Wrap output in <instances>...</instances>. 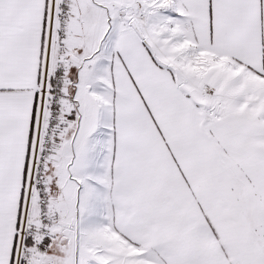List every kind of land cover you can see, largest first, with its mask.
I'll return each instance as SVG.
<instances>
[{"label":"snow or ice","instance_id":"obj_1","mask_svg":"<svg viewBox=\"0 0 264 264\" xmlns=\"http://www.w3.org/2000/svg\"><path fill=\"white\" fill-rule=\"evenodd\" d=\"M0 264H264V0H0Z\"/></svg>","mask_w":264,"mask_h":264}]
</instances>
